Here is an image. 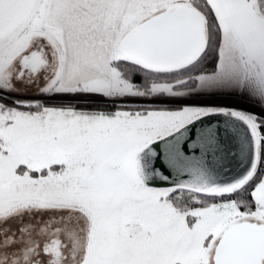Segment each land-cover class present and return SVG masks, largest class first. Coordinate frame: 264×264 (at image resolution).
<instances>
[{
  "label": "snow or ice",
  "instance_id": "snow-or-ice-1",
  "mask_svg": "<svg viewBox=\"0 0 264 264\" xmlns=\"http://www.w3.org/2000/svg\"><path fill=\"white\" fill-rule=\"evenodd\" d=\"M0 264H264V0H0Z\"/></svg>",
  "mask_w": 264,
  "mask_h": 264
},
{
  "label": "rangeland",
  "instance_id": "rangeland-1",
  "mask_svg": "<svg viewBox=\"0 0 264 264\" xmlns=\"http://www.w3.org/2000/svg\"><path fill=\"white\" fill-rule=\"evenodd\" d=\"M218 102L238 103V101H234V100H229V101H218Z\"/></svg>",
  "mask_w": 264,
  "mask_h": 264
}]
</instances>
